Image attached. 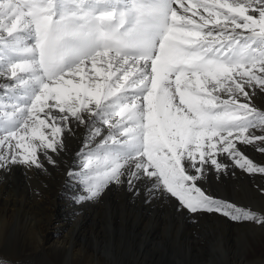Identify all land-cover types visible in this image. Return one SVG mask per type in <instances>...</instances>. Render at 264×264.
Listing matches in <instances>:
<instances>
[{"label":"snow or ice","instance_id":"obj_1","mask_svg":"<svg viewBox=\"0 0 264 264\" xmlns=\"http://www.w3.org/2000/svg\"><path fill=\"white\" fill-rule=\"evenodd\" d=\"M0 46L5 91L21 92L0 103V171L55 164L74 123L88 130L77 203L147 179L178 211L264 226L198 183L264 174L245 151L264 153V0H0Z\"/></svg>","mask_w":264,"mask_h":264},{"label":"bare ground","instance_id":"obj_2","mask_svg":"<svg viewBox=\"0 0 264 264\" xmlns=\"http://www.w3.org/2000/svg\"><path fill=\"white\" fill-rule=\"evenodd\" d=\"M7 62L0 60V67ZM12 83L0 77V103H15L21 95L5 91ZM252 103L264 111V92L257 89ZM87 133L74 123L71 134L65 130L63 151H49L55 164L38 150L43 168L19 164L0 171V259L5 263L43 264V258H51L52 264H264V226L234 223L216 212L178 211V200L147 179L137 185L139 195L127 183H110L99 197L77 203L84 163L77 153ZM245 151L264 166V153L251 146ZM70 169L77 175L70 177ZM198 183L221 201L264 215L259 190L264 174L230 166L207 172Z\"/></svg>","mask_w":264,"mask_h":264},{"label":"rangeland","instance_id":"obj_3","mask_svg":"<svg viewBox=\"0 0 264 264\" xmlns=\"http://www.w3.org/2000/svg\"><path fill=\"white\" fill-rule=\"evenodd\" d=\"M1 124V123H0ZM0 150H2V149H0ZM33 168H35V167H33ZM39 170V169H38ZM28 168L27 167H25V169H24V171L23 172H26V173H28ZM214 197V196H213ZM216 198V197H215ZM218 199V198H217ZM204 212H206V211H204ZM206 213H210V212H206ZM230 221V220H229ZM231 222H234V221H231ZM241 222L242 223H246V220H243V221H235L234 223H238V224H241ZM47 259V260H46ZM51 259V258H50ZM50 259L49 258H43V260L41 261L43 264H46V263H49V264H52L51 262H50ZM5 264H7V263H5Z\"/></svg>","mask_w":264,"mask_h":264}]
</instances>
